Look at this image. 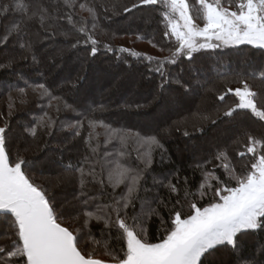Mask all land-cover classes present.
<instances>
[{
	"label": "snow or ice",
	"instance_id": "1",
	"mask_svg": "<svg viewBox=\"0 0 264 264\" xmlns=\"http://www.w3.org/2000/svg\"><path fill=\"white\" fill-rule=\"evenodd\" d=\"M156 5H160L163 38L171 47L148 42L169 54L131 55L138 62L147 61L148 72L159 75L161 88L171 80L188 90L191 85L170 77L168 66L181 60L191 65L194 54L241 45L264 50V0H134L122 11L127 14ZM98 8L104 14L110 11L107 5L90 6L78 0H0V45L15 42L23 52L19 59L30 57L38 63L34 44L27 39L30 28L38 25L48 33L46 38L78 33L71 47L90 44V55L95 56L100 43L94 35L101 15ZM77 10L88 13L92 31L83 17L77 19ZM105 48L112 50L110 45ZM17 62V57H10L0 68ZM189 71L198 69L190 67ZM257 73L264 86V68L237 72L232 82L240 86L217 94L226 105L229 93L237 98L225 107V117L246 110L264 122V91L256 90ZM29 92L38 99L46 98L49 109L54 107L56 112L76 111L43 83L25 81L24 87L15 88V95L8 94L7 112H0L4 124L0 126V264H216L212 257L217 252L227 249L235 255L247 235L264 231V134L258 137L244 132L243 142L235 149L242 159L236 162L227 148H218L210 159L198 163L201 179L195 191L188 177L181 178L179 173L171 179L153 177L149 186L153 154L164 149L158 136L113 128L93 115L103 106L86 108L80 113L89 130L85 152L75 164L65 166L66 177L57 178V185L73 183L78 192L72 201H58L51 186L37 184L29 175L26 167L30 161L19 151L13 156L7 148L9 119L28 103ZM56 123L45 112L27 131L32 137L38 131L51 134ZM69 127L75 139L81 136L84 124L78 119ZM129 140L139 146V165L123 159ZM112 141L119 143V150L107 148ZM161 189L166 190L165 196ZM157 220L158 234L150 238L149 227ZM93 221L102 225L99 239L90 226Z\"/></svg>",
	"mask_w": 264,
	"mask_h": 264
},
{
	"label": "trees",
	"instance_id": "2",
	"mask_svg": "<svg viewBox=\"0 0 264 264\" xmlns=\"http://www.w3.org/2000/svg\"><path fill=\"white\" fill-rule=\"evenodd\" d=\"M8 2V0H4ZM56 2V0H53ZM62 3V0H59ZM90 6L107 5L110 11L103 13V8H98L101 13L97 22V28L94 30L95 38L100 42L98 52L95 56L90 55L91 45L81 43L78 47L72 48L71 44L79 37V34L65 37L57 34L52 38H46L48 33L39 29L38 25L32 26L29 30L27 39L37 51V62L30 57L27 60L19 59L23 54L19 45L15 42L7 45H0V64L6 63L10 57H17L18 62L9 68H0V112H7L8 94L11 92L15 95L16 87H24L25 81L28 83H43L52 91L54 95L60 96L68 104H71L76 111L62 109L56 112L54 107L49 109L47 99H38L34 94L29 92L28 103L20 107L17 112L9 119L10 131L7 133V148L15 156L17 151L21 152L30 163L26 170L33 177L34 182L42 185L51 186L52 194L56 197L60 187H52L51 181L47 178H53L55 175H68L64 172L65 166L71 162L75 164L85 152L86 145L84 140L87 139L88 129L85 116L80 115L86 108L100 109L93 113L94 117L113 128L125 129L141 135H157L160 142L164 145L161 152L157 149L153 154V164L149 169L148 184L152 185V178L164 179L172 178L179 173L181 178L187 176L192 190L198 186L201 179L199 170L196 165L205 159H210L212 154L218 148L229 150L233 162L240 160L236 156L235 149L243 142L244 132L260 136L264 134V122L246 110H238L232 117H225L223 111L227 105L237 102L231 93L226 96L225 102L217 99V94L224 91L227 87L236 88L240 85L232 82V77L237 72H252L256 69L264 68V52L254 50L248 47L240 49L225 48L216 50V52H201L194 54L193 64L186 60L178 61L175 65H169L168 70L172 79L179 78L182 82L191 85L188 90L180 87L174 82L164 84L160 87V77L154 72H148L147 61L138 62L131 53H140L141 56L147 54L156 57L168 55L167 51L160 52L158 48L152 47L148 41L158 44L161 47H171V44L163 38V23L160 18V5L147 6L142 9L134 10L132 13H123L124 6H130L134 0H78ZM193 2V0H190ZM112 9H115L113 14ZM77 19L83 17L85 26L92 31L90 17L87 12H79ZM66 24V21L61 22ZM71 27V26H69ZM105 45L111 46V51L105 48ZM127 49L121 52L120 49ZM51 53L57 55L56 58L49 57ZM50 58V59H48ZM68 65H72L71 69ZM190 67L198 69L196 73L189 71ZM103 73L109 78L119 79L128 75L138 79L139 91L142 95L147 96L142 100L139 98L130 99L127 97V89L124 88L125 81L117 82L112 95L120 96L112 99L111 94H104L109 91V86H98V81L94 80L97 73ZM23 73V77L20 74ZM123 75V76H122ZM255 81L256 90L260 91L264 86L260 85L259 73ZM94 82H96L94 84ZM251 83V81H250ZM88 84L93 86L95 91L94 97L79 94L81 89L89 92ZM119 84V86H118ZM82 90V91H83ZM151 93V96L148 94ZM170 94L180 95L189 99L187 110L175 117L168 116L167 122L156 127L155 129H143L142 120H146L165 102ZM208 97L213 103L204 104L198 109L203 97ZM153 101V102H152ZM54 105L56 102H53ZM139 105L140 107H137ZM196 115L192 116L193 113ZM45 112L53 116L57 123L51 134L38 131L36 137H32L27 129L35 124L36 119L43 116ZM190 113V114H188ZM191 115L192 117H189ZM83 121L84 127L81 129V136L72 139L73 129L69 125H74L77 120ZM238 120H245L250 127L240 129L239 137L233 138L234 141L225 145L215 147L210 150H204L200 147V153L193 151L189 154H183L185 144L193 142L194 145L211 141L214 131L224 124L234 125ZM215 121V123H213ZM2 126L3 122L0 121ZM233 128H235L233 126ZM18 132L24 142H14V133ZM103 132V129H97ZM187 131L188 135H184ZM61 138V139H60ZM104 137L100 136L101 148L103 153ZM70 141V142H69ZM67 142V147L64 144ZM29 143L37 144L35 150L31 151ZM95 143V141H94ZM56 144V145H55ZM113 145H116L113 147ZM108 149L113 152L119 150L120 145L116 141L107 145ZM138 145L131 140L126 142L127 156L126 162L130 165H139ZM50 158H49V157ZM50 159L52 163L51 171L45 172L40 170L41 165L38 162L45 158ZM163 157V158H162ZM43 167V166H41ZM239 167V165H238ZM220 173L222 170L217 169ZM37 179V182L35 181ZM73 198L78 192V188L73 183H68L64 188ZM95 190V189H94ZM161 196L166 195V190L161 189ZM58 200V199H57ZM185 206V212H187ZM92 231L100 238L99 228L95 221L90 225ZM159 230V221L152 223L149 227V237L157 236ZM264 231L247 235L243 241L240 251L233 255L229 250L224 249L216 253L213 257L216 264H264Z\"/></svg>",
	"mask_w": 264,
	"mask_h": 264
},
{
	"label": "rangeland",
	"instance_id": "3",
	"mask_svg": "<svg viewBox=\"0 0 264 264\" xmlns=\"http://www.w3.org/2000/svg\"><path fill=\"white\" fill-rule=\"evenodd\" d=\"M49 57H53V58H56L57 55L55 53H51L49 55ZM50 59V58H48ZM72 65H68V68L71 69ZM123 76V75H122ZM125 77H120L119 79H113V78H109L107 77L106 75H104L103 73H97V75H95L93 78L95 81H98V86L100 87H105V86H109L110 90L108 91H105L104 94H106L107 96L110 95L111 93H113L114 91V88H115V85L117 82H121V81H125V85H124V88L126 87L127 89V97H130V99H136V98H139V99H143V98H147V96L145 97V95H142L143 92H141V94H139L142 90L141 86H139V82H138V79L136 78H133L131 76L128 75H124ZM96 82H94L95 84ZM94 86V85H93ZM89 85L88 84V87H89V92H86L84 91L83 89H81V91L79 92V94L81 95H85V96H89V97H94L95 95V91H93V88L97 85H95L94 87ZM117 86V85H116ZM119 86V84H118ZM83 90V91H82ZM260 91H264V88H261ZM117 95V94H115ZM115 95H112V99H117V97H120L121 98V94L120 96H116ZM151 96V93L148 94V96ZM153 102V101H152ZM165 103L159 107L155 112H153L151 114V116H148L146 120H142V126L141 128L143 129H155L156 127L158 128L159 126H161L162 124H164L165 122H167V118L168 116H171V117H175L177 114L179 113H182V112H190L189 110H187L188 108V102H189V99L183 97V96H180V95H176L175 94H170V96H168L166 98V100L164 101ZM213 102L206 96L203 97V99L201 100V102L199 103V105H197L196 107L199 109L202 108V106L204 104L208 105V104H212ZM187 110V111H186ZM197 113H199V111H196V113H193L192 116L196 115ZM190 114V113H188ZM191 115H189V117H192ZM0 126H2V124L0 123ZM233 126L235 128H233ZM228 125V124H224L222 125L221 127H219L218 129H216L214 131V136L212 138L211 141H207L205 142L204 141V144L203 143H199V144H196V146H193L194 143L193 142H190L188 144H185L184 146V149H182L183 151H181V153L183 154H189V153H192L193 151H198L199 154L200 153V147H203L204 146V150H210V149H213L215 147H218V146H221V145H225L226 143L228 142H232L234 141L233 138L235 137H239V134L241 133L240 132V129L243 128V127H250L248 122H246L245 120H238L235 122L234 125ZM14 142H24L22 137L20 136V134H18V132L16 131L14 134ZM61 139V138H60ZM56 145V144H55ZM28 146L30 147L31 151L35 150L36 147H37V144L35 143H29ZM49 157V156H48ZM50 158V157H49ZM37 165H41L39 166L40 167V170H45V172H49L51 171V168L53 167L52 166V163L50 161V159H48L47 157L41 161V162H38ZM60 176H65L66 175H55L53 178H47L48 181H51L50 183L52 184V187H60L59 188V193H58V196L56 197V199H58V201H72L73 198L69 197V193L64 189L65 186L68 185V183H64L62 185H57V178L60 177ZM35 181L37 182V179H35ZM38 184H41L38 182ZM212 259H214L212 257Z\"/></svg>",
	"mask_w": 264,
	"mask_h": 264
},
{
	"label": "water",
	"instance_id": "4",
	"mask_svg": "<svg viewBox=\"0 0 264 264\" xmlns=\"http://www.w3.org/2000/svg\"><path fill=\"white\" fill-rule=\"evenodd\" d=\"M243 47H248V48H251V49H254V50H260V51L264 52V50L256 49V48H252L251 46H248V45H241V46H239V47H236V48H230V49H240V48H243Z\"/></svg>",
	"mask_w": 264,
	"mask_h": 264
}]
</instances>
